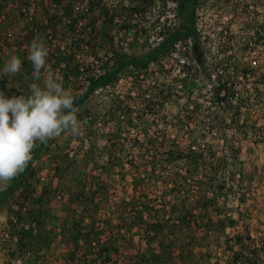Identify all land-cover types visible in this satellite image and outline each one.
Segmentation results:
<instances>
[{
	"label": "rangeland",
	"instance_id": "obj_1",
	"mask_svg": "<svg viewBox=\"0 0 264 264\" xmlns=\"http://www.w3.org/2000/svg\"><path fill=\"white\" fill-rule=\"evenodd\" d=\"M33 1L57 16L50 32L69 30L68 18L80 20L78 29L47 43L52 53L43 76L61 81L70 95L80 90L83 64L105 66L113 49L141 52L179 23L177 0H144L151 4L145 14L129 11L132 0H86L82 6L79 0ZM193 21L210 58L250 66L247 78L234 71L236 90L264 96V0H195ZM91 28L99 32L90 38ZM191 41H177L148 70L128 67L76 104L78 135L37 143L25 172L29 192L20 193L23 186L13 181L0 199V264H238L232 259L236 250L264 264V141L238 133L236 183L242 181L225 191L193 153L178 159L167 154L188 134L186 103L196 95L204 108L209 102L201 80H186L183 71ZM1 51L0 69L11 56L28 52L10 46ZM33 82L43 87V79L22 78L20 72L2 76L0 91L11 98L22 88L28 96ZM203 130L197 122L191 133L207 142ZM211 139L221 150L218 138ZM82 211L84 223L94 217L98 238L72 226ZM18 230L29 234L22 245Z\"/></svg>",
	"mask_w": 264,
	"mask_h": 264
},
{
	"label": "trees",
	"instance_id": "obj_2",
	"mask_svg": "<svg viewBox=\"0 0 264 264\" xmlns=\"http://www.w3.org/2000/svg\"><path fill=\"white\" fill-rule=\"evenodd\" d=\"M79 1L83 3L86 0ZM87 1L94 2V0ZM132 1H134L133 5L129 8L132 14L137 9L142 10L143 14L149 11L151 4H148L146 7L144 0ZM194 4L195 0H177L176 15L179 18V23L172 30H168L165 36L156 44L149 45L141 52H125L113 49L110 54L111 60L105 66H98L99 64H97L95 70L88 63L83 64L85 65L82 69L83 77L80 80V86L76 87L80 90L77 93H72L74 97L73 107L76 104L80 105L83 103L88 95L98 87L114 83L120 78L119 74L128 67L148 70L151 63L160 62L165 54L176 49L177 41L191 37L190 46L186 49V58L182 59L183 71L185 72L186 80L196 78L201 80L206 87L205 94L208 96L209 102L204 108L200 102V97L196 95L186 103L184 115H186L187 119L184 126L188 128V134L181 141L172 143L167 149V154L170 159H178L180 157L184 158L186 155H192L193 153L197 160L203 161L202 166L205 167L206 174L209 173L208 171H211L213 177L219 180L216 185L217 188L225 191L226 188H230L234 184L239 185L242 181L241 177H239L240 182L236 183L238 175L241 174L237 162V152H239L240 147L234 144L235 140L239 142L238 133H241V139L257 143L264 141V96L263 91H254V93L247 92V89H244L246 91L244 93L236 90V84L232 78L234 71L241 70L240 76L247 78V75L251 72L250 66L247 64L224 62L223 57L221 58L217 55L215 58H210L208 53L209 48L203 40L201 30L197 28L193 21ZM102 8L104 9L103 15H106L109 9L108 6L103 5ZM98 32V30L91 28L88 36L91 38L93 33ZM225 69L231 70L227 74H224L223 71ZM137 78L139 77H135L134 81ZM261 83H264V80ZM158 97H161V94ZM197 122L201 123L202 127L206 129L203 130V136L205 137L203 139L207 142H201L202 136L198 138L199 136H194L191 133L192 127ZM212 135H214L215 139L218 138V146H221V150L214 145V139H211ZM203 147H206L204 151L202 150ZM34 150L32 151V159L28 162L25 170L8 184L6 190L0 191V199L7 195L8 187L12 185L13 181H17V186H23L20 193L24 191L29 192L28 187L30 184L25 176V172L31 166ZM211 185H213L212 181ZM85 198L89 201L92 199L86 196ZM81 202L86 204L84 201ZM84 215L86 214L82 211L78 218H73L72 226L80 233L82 232L87 235L89 233H96V236L99 231L96 230L94 232V217L90 222L84 223ZM17 216L20 217V215ZM38 216L39 214L36 213L35 218L37 219ZM7 220H9L11 225L13 224L11 218ZM17 233V241L22 245L23 240L29 234H25L19 230ZM35 233H38V231ZM89 239L91 240L90 237ZM239 239L240 236L237 235L236 240L240 242L241 239ZM245 255L246 257H242L241 252L236 250L232 259L238 262V264H254L258 261L257 258V260L253 261L250 255ZM257 255H259V252H257Z\"/></svg>",
	"mask_w": 264,
	"mask_h": 264
},
{
	"label": "clouds",
	"instance_id": "obj_3",
	"mask_svg": "<svg viewBox=\"0 0 264 264\" xmlns=\"http://www.w3.org/2000/svg\"><path fill=\"white\" fill-rule=\"evenodd\" d=\"M28 53L33 79H43L44 84L31 83L28 96L8 98L0 91V191L25 170L38 142L47 143L62 133L78 135L80 131L74 97L51 74L46 78L42 75V69L48 67L45 43L39 37L33 39ZM22 63L11 56L0 69V77L16 75Z\"/></svg>",
	"mask_w": 264,
	"mask_h": 264
},
{
	"label": "built area",
	"instance_id": "obj_4",
	"mask_svg": "<svg viewBox=\"0 0 264 264\" xmlns=\"http://www.w3.org/2000/svg\"><path fill=\"white\" fill-rule=\"evenodd\" d=\"M84 4L85 2H80L81 6ZM59 11L62 12V10ZM56 17L49 7L41 8L33 0H0V53L2 52L1 48L4 46L22 47L28 50L33 39L37 37L45 43L48 54L52 53L47 43L50 40L55 41L57 34L68 35L72 29H78L80 23L79 19L71 20V18H68L67 25L72 26L69 30L63 28L62 30L50 32L49 28L52 22L54 25L58 23V20L57 22L54 21ZM28 54L27 52L25 58H20L23 62L19 71L22 78H26L28 75L32 76L33 68L27 58ZM54 57L52 56L50 59L53 60ZM42 75H45L44 70H42ZM58 76L61 77V74H58ZM23 93V89L20 88L17 96L23 95Z\"/></svg>",
	"mask_w": 264,
	"mask_h": 264
}]
</instances>
